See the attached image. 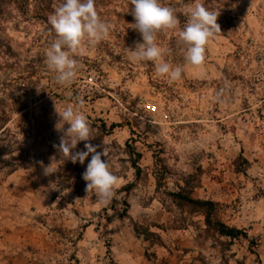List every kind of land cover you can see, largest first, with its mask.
Here are the masks:
<instances>
[{
  "label": "rangeland",
  "instance_id": "374dc122",
  "mask_svg": "<svg viewBox=\"0 0 264 264\" xmlns=\"http://www.w3.org/2000/svg\"><path fill=\"white\" fill-rule=\"evenodd\" d=\"M174 1L168 7L178 29L158 33L157 42L168 49L167 62L183 66L178 31L186 6L197 0ZM198 2L220 13V32L206 44L200 67L188 66L170 81L153 62L129 59L128 48L142 42L130 25L131 0H96L109 35L85 43L75 57L78 75L67 86L56 82L45 57L56 39L48 18L62 0L0 4V190L16 169L37 177L42 193L30 215L43 224L38 264H117L112 246L132 230L157 243L156 228L186 226L198 243L192 263L264 264V0ZM79 103L95 137L88 143L100 145L98 151L108 145L119 178L107 205L86 191L82 177L91 155L81 165L58 151L55 105ZM84 143L73 151H86ZM51 163L57 172L45 176ZM180 192L214 203L210 226L205 210L177 198ZM216 222L247 238L220 235ZM145 248L142 261L156 264L152 247Z\"/></svg>",
  "mask_w": 264,
  "mask_h": 264
},
{
  "label": "clouds",
  "instance_id": "9594fccd",
  "mask_svg": "<svg viewBox=\"0 0 264 264\" xmlns=\"http://www.w3.org/2000/svg\"><path fill=\"white\" fill-rule=\"evenodd\" d=\"M133 6L131 15L134 23L131 28L142 37V42L135 48H128L129 59L132 62H153L158 76L170 81L182 78L186 68L200 67L205 60V46L216 32H220L217 23L220 13L208 10L203 3L195 2L186 6L187 21L178 31V42L185 46L183 66H173L165 60L168 49L157 42V34L164 31H176L180 21L171 7L165 6L161 0H131ZM56 34L45 51L48 69L56 73L55 80L62 86L71 85L76 79L79 64L75 57L84 51V45L94 46L106 39L110 32V24L102 19L96 10V0H62L54 13L48 18ZM59 117L55 130L62 133L58 151L66 155L72 163L84 164L91 155L83 180L86 182V191L94 190L98 201L107 205L116 197L119 187V178L112 172L109 162V148L103 143V151L88 143L94 139L93 129L85 113L83 104H68L62 109L55 105ZM69 125L65 129V125ZM81 142L86 151L73 150ZM102 156L105 160H102ZM57 170L52 163L44 168L45 176L54 175Z\"/></svg>",
  "mask_w": 264,
  "mask_h": 264
},
{
  "label": "crops",
  "instance_id": "0c3cea01",
  "mask_svg": "<svg viewBox=\"0 0 264 264\" xmlns=\"http://www.w3.org/2000/svg\"><path fill=\"white\" fill-rule=\"evenodd\" d=\"M40 193L37 177L27 170L16 169L5 176L0 190V264H38L44 243L43 224L30 214H35L32 202ZM155 230L157 243L138 237L133 230L123 243L115 242L112 251L116 263L145 264V246H151L156 264H199L197 260L191 262L199 252L189 226Z\"/></svg>",
  "mask_w": 264,
  "mask_h": 264
},
{
  "label": "trees",
  "instance_id": "16d2710c",
  "mask_svg": "<svg viewBox=\"0 0 264 264\" xmlns=\"http://www.w3.org/2000/svg\"><path fill=\"white\" fill-rule=\"evenodd\" d=\"M4 0H0V4L3 2ZM5 1H11V0H5ZM190 0H182L183 3H186ZM161 2L165 5V6H171L172 4H174V6H176L177 3H175L174 0H161ZM4 130V129H3ZM177 198L184 200L185 202L189 203L190 205H195L198 206L200 208H203L205 211V222L208 226L211 225V213L212 211H214V203L211 201H204V200H199V199H194L190 196L187 195H183L181 192L177 193ZM216 227H217V231L219 232L220 235L222 236H226V237H230L232 239H236L240 236L247 238L246 233L241 230V229H236L233 227H229L227 225H225L224 223L221 222H216L215 223Z\"/></svg>",
  "mask_w": 264,
  "mask_h": 264
}]
</instances>
